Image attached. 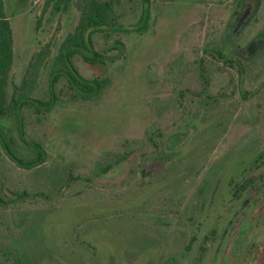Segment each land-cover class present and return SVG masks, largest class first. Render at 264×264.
<instances>
[{
	"label": "rangeland",
	"instance_id": "rangeland-1",
	"mask_svg": "<svg viewBox=\"0 0 264 264\" xmlns=\"http://www.w3.org/2000/svg\"><path fill=\"white\" fill-rule=\"evenodd\" d=\"M100 1H112L115 13V27L93 36L103 64L76 57L74 65L84 78H107L108 88L88 103L62 96L47 115L24 114V138L46 153L39 168H18L0 148L2 200L33 196L0 207V264H15L14 257L20 264H197L200 243L227 221L221 203L229 186L264 150V0H147L142 33V0ZM3 2L13 35L10 94L35 53L49 45L56 54L79 12L42 14L44 0ZM227 31V52L243 63V79L206 57L207 95L217 101L199 102L205 97L192 95L201 89L197 61ZM46 89L43 71L34 97L45 99ZM193 123L195 135L177 133ZM2 125L26 153L13 123ZM150 130L163 135L158 144L174 133L181 149L154 153ZM126 152V161L99 175ZM68 175L79 179L67 185Z\"/></svg>",
	"mask_w": 264,
	"mask_h": 264
},
{
	"label": "trees",
	"instance_id": "trees-1",
	"mask_svg": "<svg viewBox=\"0 0 264 264\" xmlns=\"http://www.w3.org/2000/svg\"><path fill=\"white\" fill-rule=\"evenodd\" d=\"M245 0H239L241 5ZM147 0H142L143 10L139 24L136 27L138 33L148 28L149 12L146 7ZM70 7L79 12L78 22L72 33L65 36L59 44L56 54L51 57L49 45L44 46L35 53L23 74L19 85L12 84V91L9 94L10 75L14 63L13 35L10 22L5 14L4 2L0 0V148L4 155L18 168L32 170L39 168L46 160V153L41 144L26 141L24 138V114L30 113L34 116H44L60 104L62 96H67L69 101L88 103L98 98L109 86L107 78L87 79L84 78L74 65V59L80 57L88 66L103 64L101 55L94 50L93 36L98 32H106L115 27L114 3L112 1L100 0H44L42 14L48 9L54 12L66 11ZM237 13V12H236ZM38 25V24H37ZM229 28L232 27L230 24ZM230 37L227 31L223 41L216 47L203 50V57L197 61L198 79L201 81V89L193 97L203 98L199 102L215 100L207 95L209 80L205 70L204 61L210 57L226 68H231L238 76L239 82L243 79L244 66L239 58L227 52V41ZM47 72L46 98H35L38 81L41 73ZM62 88L58 89V85ZM183 93H178L175 99L174 113L177 114V105L180 106V99ZM3 121H11L21 142L27 147L26 153H21L15 148L11 131L6 129ZM193 129V135L197 131V124H191L185 131L177 132L186 134ZM154 131V130H153ZM150 130L147 132V142L158 153L160 149L169 154L178 151L177 141H171L174 133L167 137L164 143L158 144L155 138L163 137L158 132ZM176 134V133H175ZM131 153L118 154V159L109 162L100 169L99 175H105L113 170L119 163L127 160ZM143 156L145 154H142ZM79 178L67 177V185ZM89 182V180L84 179ZM2 185L0 184V207L8 208L16 203L26 201L33 197L26 192L17 194L16 199L3 201L1 198ZM189 250V248H187ZM9 256H13V251ZM12 254V255H11ZM15 264H20L14 257Z\"/></svg>",
	"mask_w": 264,
	"mask_h": 264
},
{
	"label": "flooded vegetation",
	"instance_id": "flooded-vegetation-1",
	"mask_svg": "<svg viewBox=\"0 0 264 264\" xmlns=\"http://www.w3.org/2000/svg\"><path fill=\"white\" fill-rule=\"evenodd\" d=\"M251 47L254 46L249 49ZM262 168L264 150L256 154L239 180L229 186L230 199L221 203L227 221L219 231L210 232L211 239L205 237L200 243L197 264L201 263V256L209 252V264L218 258L221 264H264V172L257 173ZM235 205L237 207L233 209Z\"/></svg>",
	"mask_w": 264,
	"mask_h": 264
}]
</instances>
